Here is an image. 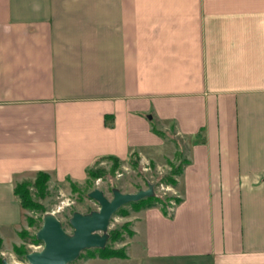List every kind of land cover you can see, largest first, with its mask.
I'll use <instances>...</instances> for the list:
<instances>
[{
    "label": "crops",
    "instance_id": "crops-1",
    "mask_svg": "<svg viewBox=\"0 0 264 264\" xmlns=\"http://www.w3.org/2000/svg\"><path fill=\"white\" fill-rule=\"evenodd\" d=\"M151 124L184 144L181 200L138 212L120 262L264 264V0H0L3 244L16 183L173 157Z\"/></svg>",
    "mask_w": 264,
    "mask_h": 264
},
{
    "label": "rangeland",
    "instance_id": "rangeland-1",
    "mask_svg": "<svg viewBox=\"0 0 264 264\" xmlns=\"http://www.w3.org/2000/svg\"><path fill=\"white\" fill-rule=\"evenodd\" d=\"M166 158L171 159L172 157H165V159ZM165 159L164 161H161V164L156 166L153 170L149 169L144 171L141 169L140 165V172L132 168L128 162H123V160H121L119 167L114 171L113 175L106 174L102 178L99 177L92 179V182L89 180V183H86L85 181L69 182L68 180L49 181L48 179L46 182L45 193H43V195L38 193L37 188H35L33 184L28 185L31 198L41 204L42 209H28L21 205L25 211L23 227L18 231L19 233L17 234V237L12 238V240H16L15 243L12 241L5 244L1 243V264L2 258H6L10 264H28L24 254L32 249H39V247H37L38 245L42 246V241H33V237L36 238L35 233L42 223L43 214L47 211H53L60 219L63 228L70 233L72 228L69 224V217L73 211L89 212L90 210L98 208V203L94 199L87 196V193L94 187H99L104 191L106 196L111 197L113 187H117L121 191H136L138 188L146 187L148 182L154 181L156 196L163 197L167 194L169 195L170 193L173 194V190L169 191L173 189L171 185L156 181V176H159L160 173L162 174L169 169V165ZM111 164L112 160L110 158H102L99 159L95 165L104 167L105 169H110ZM145 176L148 178L147 183H145ZM28 181L32 183L33 180ZM167 185L170 186L171 189L165 190L164 188ZM176 196H179V194L177 193ZM170 200L168 201L169 214L172 212L169 208L172 207L174 209L176 205L175 201ZM156 205H158L161 209V203L159 201L156 202ZM140 210L141 209H134V206L130 201L120 206L113 213L109 222L110 226L108 227V239L106 245L115 249L123 248V250L127 253L126 237L132 236L133 234L131 235L129 233L122 232L123 235H121L117 241H113L110 238L109 231L117 226H121L123 223H129L128 225L130 230H133V221ZM23 230L24 232H22ZM14 246L20 247L19 250L14 249ZM125 258H127V256L124 258L117 256L104 257L96 249L94 250L93 248H88L85 249V251H81L79 256L70 264H122L124 262H120L119 259ZM193 261L195 262V260Z\"/></svg>",
    "mask_w": 264,
    "mask_h": 264
},
{
    "label": "water",
    "instance_id": "water-1",
    "mask_svg": "<svg viewBox=\"0 0 264 264\" xmlns=\"http://www.w3.org/2000/svg\"><path fill=\"white\" fill-rule=\"evenodd\" d=\"M154 185V181L148 182L146 187L136 191H121L113 187L111 197L106 196L99 187H94L87 196L98 203V208L89 212L73 211L69 217L70 233L63 228L53 211L45 212L35 233L42 246L24 254L28 264H70L85 249L103 248L113 213L130 201L156 195ZM2 264L10 263L2 258Z\"/></svg>",
    "mask_w": 264,
    "mask_h": 264
},
{
    "label": "trees",
    "instance_id": "trees-1",
    "mask_svg": "<svg viewBox=\"0 0 264 264\" xmlns=\"http://www.w3.org/2000/svg\"><path fill=\"white\" fill-rule=\"evenodd\" d=\"M151 129L153 131H155L156 133H158L160 136L165 137V138H169L170 140L173 141L174 145H175V151H174V157H172L171 159L166 158V162L169 165V169H167L164 173H160L159 176H156V181L163 182L165 184H169L172 187H176L177 183H178V176L181 175L183 170L184 165L188 162L187 157L185 156L184 152H183V146L184 144H182V142L180 140H178L176 137H171V131H167V130H160L157 129L153 124H151ZM171 130H173V128L171 127ZM102 158H106V157H99L98 159H96L93 163V165L88 166L86 168V178H85V182L89 183L92 179H96L99 177H103L106 174H110L113 175L114 171L119 167L120 163H121V159L119 160L118 157L116 156H110L107 158H110L112 160V164L110 166V169H105L104 167L101 166H96L95 164L97 163V161L99 159ZM106 158V159H107ZM126 162L129 163V165L138 170L140 168V164H139V155L137 154L136 151H133L130 153V155L128 156V159L126 160ZM151 169L153 170L155 168V164L154 162H151L150 164ZM35 178L33 179L32 183H30L28 180L26 181H21L16 183L15 187H14V193L15 195H17V197L19 198L20 204L28 209H42L41 204H39L38 202L34 201L31 198L30 192H29V188L28 185L33 184L35 188H37L38 193L40 195H43V193H45V187H46V182L49 179V175L46 172H38L36 174V176H34ZM90 180V181H89ZM148 178H146L145 176V183H147ZM69 182H72L71 179H68ZM92 182V181H91ZM74 186V185H72ZM139 187V186H138ZM170 199H173L175 201V203L177 204L181 198L170 193L169 195H165L163 197L161 196H147L144 198H141L139 200H134L131 201V203L134 206V209L138 210V209H142V208H148L150 206L156 205V202L159 201L161 203V211L164 214H169L168 212V206L169 203L168 201ZM167 201V202H166ZM129 223H123L121 226H117L113 229H111L110 232V238L111 240H115L117 241L121 235H123V233H129V234H133V230H130L129 228ZM24 232V230L22 231ZM123 232V233H122ZM33 241H39L37 240L35 237H33ZM2 243V239L0 238V246ZM14 249L19 250L20 247H13ZM94 250L96 249L102 256L107 257V256H117V257H126L127 253L125 250H123V248L120 249H115L112 248L109 245H106L104 248H93ZM20 252V251H19ZM0 264H1V257H0Z\"/></svg>",
    "mask_w": 264,
    "mask_h": 264
},
{
    "label": "built area",
    "instance_id": "built-area-1",
    "mask_svg": "<svg viewBox=\"0 0 264 264\" xmlns=\"http://www.w3.org/2000/svg\"><path fill=\"white\" fill-rule=\"evenodd\" d=\"M140 165H141V169L144 170V171H147V170L151 169L150 163L148 162L147 159H143V160H141ZM164 189H165V190H169V189H171V187L167 185V186H165ZM172 190H173V189H171V190H169V191H172ZM172 192H174L173 194H175V195L177 194L174 190H173ZM170 201H174V200H170ZM172 204H173V202H172ZM169 210L171 211V210H173V208L170 207ZM37 247L40 248L41 246L38 245Z\"/></svg>",
    "mask_w": 264,
    "mask_h": 264
}]
</instances>
